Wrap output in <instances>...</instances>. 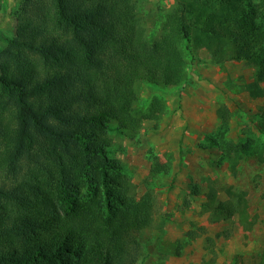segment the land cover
Masks as SVG:
<instances>
[{
    "label": "trees",
    "instance_id": "1",
    "mask_svg": "<svg viewBox=\"0 0 264 264\" xmlns=\"http://www.w3.org/2000/svg\"><path fill=\"white\" fill-rule=\"evenodd\" d=\"M137 4L18 1L14 33L0 47V264L142 258L140 237L157 223L153 195L136 199L130 171L110 154L113 130L137 132L166 111L158 94L145 110L136 106L141 83L185 86L188 56L205 48L214 63L255 67L247 88L264 96V0H174L153 40ZM225 115L200 146L237 153L238 144L220 140ZM168 164L156 157L151 171ZM220 190L227 199L217 201ZM207 197L208 210L254 227L245 193L211 184Z\"/></svg>",
    "mask_w": 264,
    "mask_h": 264
},
{
    "label": "rangeland",
    "instance_id": "2",
    "mask_svg": "<svg viewBox=\"0 0 264 264\" xmlns=\"http://www.w3.org/2000/svg\"><path fill=\"white\" fill-rule=\"evenodd\" d=\"M2 1L0 47L14 33L19 0ZM173 4L138 0L150 40L163 30ZM188 59L185 86L141 83L137 89L142 110L155 94L165 100L160 119H145L137 132H111L110 154L130 171L136 199L150 191L155 203L158 225L141 235L137 264H264V96L253 98L247 88L256 69L245 60L214 63L205 48L197 60ZM221 114H229V127L220 140L238 144L237 153L200 146L222 124ZM156 157L169 163L168 172L151 171ZM211 184L245 193L250 216L257 217L251 230L238 214L220 217L208 210ZM227 198L220 190L217 201Z\"/></svg>",
    "mask_w": 264,
    "mask_h": 264
}]
</instances>
